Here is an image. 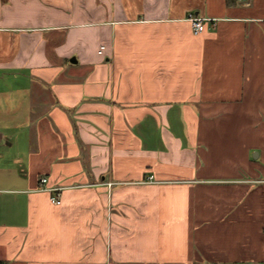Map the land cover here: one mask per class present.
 Returning <instances> with one entry per match:
<instances>
[{
	"label": "crops",
	"instance_id": "crops-1",
	"mask_svg": "<svg viewBox=\"0 0 264 264\" xmlns=\"http://www.w3.org/2000/svg\"><path fill=\"white\" fill-rule=\"evenodd\" d=\"M0 264H264V0H0Z\"/></svg>",
	"mask_w": 264,
	"mask_h": 264
},
{
	"label": "built area",
	"instance_id": "built-area-1",
	"mask_svg": "<svg viewBox=\"0 0 264 264\" xmlns=\"http://www.w3.org/2000/svg\"><path fill=\"white\" fill-rule=\"evenodd\" d=\"M190 21L192 23V28H193V32L196 35H199L201 33H203L206 30V19L198 17V16H191L190 17ZM104 47H102L101 52H103ZM153 177L150 178V182H152ZM41 183L43 185H45L43 187L44 191H53V190H60V188H53L50 187L49 184V179L48 178H43L41 180ZM53 203L57 204V205H61L62 204V199H61V195L60 193L57 194V196L52 198Z\"/></svg>",
	"mask_w": 264,
	"mask_h": 264
},
{
	"label": "water",
	"instance_id": "water-1",
	"mask_svg": "<svg viewBox=\"0 0 264 264\" xmlns=\"http://www.w3.org/2000/svg\"><path fill=\"white\" fill-rule=\"evenodd\" d=\"M72 61H73V62H76L77 60L74 58Z\"/></svg>",
	"mask_w": 264,
	"mask_h": 264
}]
</instances>
